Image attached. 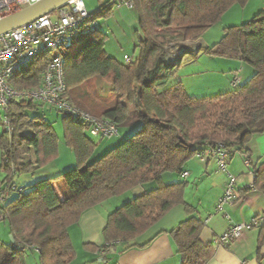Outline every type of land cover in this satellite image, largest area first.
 I'll use <instances>...</instances> for the list:
<instances>
[{
  "label": "trees",
  "instance_id": "obj_1",
  "mask_svg": "<svg viewBox=\"0 0 264 264\" xmlns=\"http://www.w3.org/2000/svg\"><path fill=\"white\" fill-rule=\"evenodd\" d=\"M110 1L98 9L101 15H90L87 23L107 16ZM247 1L131 0L138 30L135 57L124 65L106 56L105 37L98 30L73 40L64 56L66 99L95 118L113 122L118 131L122 127L138 128L92 160L97 144L88 138L79 120L63 116L64 141L73 151L76 167L54 178L40 179L28 187L14 182L21 173H33L56 160L58 139L44 115L34 113L42 105L9 103L12 132L10 136L5 130L0 134V172L4 174L0 188L5 194L0 202V223L7 227L13 242L0 239V264H26L27 250L39 254V264H76L69 229L85 210L138 186L161 184L165 174L182 176L183 166L196 153L222 146L229 153L236 150L249 156L248 143L264 134V12L247 23L226 28L212 47H198L197 52L189 53L251 67L253 74L243 84L239 79L233 85L239 71L232 74L230 92L209 98L189 97L181 82L171 83L186 47L177 44L180 53L173 62H166L165 50L170 39L200 40L228 9ZM50 57L44 54L14 75L12 86L37 87ZM109 77L110 100L103 99H108L106 107L82 86L92 79ZM27 155L33 161L25 159ZM251 171L252 190L264 195V163L251 165ZM59 181L70 194L63 200L55 192L54 184ZM185 187L184 182L156 187L110 213L102 230L105 244L92 250L114 251L118 243L123 246L121 252L146 247L150 241L138 245L136 239L168 211L185 206ZM258 229L257 253L264 245V222ZM201 230L202 223L189 216L168 232L179 264H205L211 259L213 245L201 242Z\"/></svg>",
  "mask_w": 264,
  "mask_h": 264
},
{
  "label": "crops",
  "instance_id": "obj_2",
  "mask_svg": "<svg viewBox=\"0 0 264 264\" xmlns=\"http://www.w3.org/2000/svg\"><path fill=\"white\" fill-rule=\"evenodd\" d=\"M98 3L100 5V1H98ZM85 8L92 16L96 13L97 15H101L98 9H93L94 7H92L91 4L85 6ZM258 10V13L261 11L264 12L263 7H260ZM105 13L106 12L104 11L102 15ZM106 15L107 16L104 18L95 21L99 33H101L98 25L100 21L105 24L104 28L107 30L105 33H101L105 37L104 52L106 56L113 58L120 64L124 65L125 56L131 59H134L135 57L134 48L136 44V31L138 30L136 10L126 6H112L111 11ZM242 20L243 19H241L240 22H243ZM240 22H235L232 26L242 24ZM117 29L120 30V33H122L121 35H126L127 38H130V42H133L134 54L132 56L124 53L122 47H120V49H122L120 52L108 51L107 45L113 40L118 43V46H122V43L119 40V35L115 34V30ZM128 40L129 39H127V42ZM199 41L200 43L198 44V47L206 48L203 41L201 39ZM184 56H187V59L184 66H182V62H184L185 59ZM184 56L181 59L179 72L171 83L181 82L188 96L191 98H209L232 91L230 82L232 74L236 71H239L238 76L241 84L245 83L253 74L251 67L239 61L210 59L211 63H213L219 71H216V73H209L212 74L209 78L202 76L203 78L201 84L197 87L192 82L187 87L184 84L182 75L179 73L194 66L196 60L198 58L201 59L203 56L198 54L196 57H192L189 53H185ZM189 75L195 79L194 81H196V79L200 76V73L199 75H196L193 71V73L191 72V74H188L187 76ZM195 76L198 77L195 78ZM109 84L107 83L104 87L102 86V88H104L103 92L101 89H98L93 97L96 99V102L106 107L109 105L108 99H106V101H103V99L106 97L110 100V92L108 90ZM62 119L63 116L61 118V123ZM137 127L138 126H135L133 128L136 129ZM85 134H87L86 131ZM87 136L92 142L97 144V139L89 137L88 134ZM110 140L112 141V139ZM114 144L111 146H115ZM111 146L109 148L107 145L103 146L100 150H98L99 154L109 151L112 148ZM246 147L249 151L251 165L258 167L260 164L264 163V134L253 138V140L249 142ZM99 154L95 155L98 156ZM233 157L228 163L227 172L236 179V189L243 196V201L233 207H226L223 213H214L216 201L222 195L224 185L227 181V175L217 170L215 158L209 159L207 163H201L194 156L183 166V172L188 174L187 178L184 179L182 176L172 174L171 176H167L165 181L163 178L165 176L163 175V180L161 181L165 182L167 185L184 182L187 186L190 183V185L195 186V190H184L183 200L185 202V206L179 205L168 211L157 224L136 239V243L138 245H143L144 243L150 241L146 247L134 248L126 252H121L123 246L121 243H118L116 244L114 251H108L113 254L110 255L111 259L109 257L108 260H105V257H108V252L104 250L96 252L91 256L96 258V260L98 259L97 263L105 262V264H179V257L175 253V246L168 232L177 227L189 216L195 217L202 223L200 240L205 245L211 244L214 238L223 235L230 227L242 223L251 225L254 219L259 218V222L257 224L258 227L251 226L249 229L244 230L241 233V236L232 241L227 247L213 246V255L205 264H264V245L261 247L259 253H257L258 228L259 225L264 222V195L255 190L247 189V187H249L252 183V176L249 175V171L243 166L241 158L237 156L238 158L235 159ZM3 178L4 174L0 172V180H3ZM16 178L17 176L15 177L14 182L19 185ZM55 184H58L61 190H65L63 181H59ZM55 184L54 187L57 189V185ZM150 185L138 186L132 189L130 191L133 196L132 199L140 197L146 192L154 189V187ZM19 186L24 187L23 185ZM189 193L191 194L192 199L195 200V203L189 199ZM96 208L97 207H94L84 211L78 223L70 229L74 227L79 228L84 225L87 220L90 221L93 219L91 222H93V224L99 223L100 225L98 227V231L102 232L109 214L105 215V217L101 219H97L95 212H93V209ZM104 244L105 242H100L99 246H103ZM33 252L37 253L35 250ZM92 262L93 260L86 256L85 260L78 264H92Z\"/></svg>",
  "mask_w": 264,
  "mask_h": 264
},
{
  "label": "built area",
  "instance_id": "obj_3",
  "mask_svg": "<svg viewBox=\"0 0 264 264\" xmlns=\"http://www.w3.org/2000/svg\"><path fill=\"white\" fill-rule=\"evenodd\" d=\"M41 0H0V19L18 12ZM114 7L126 6L133 8L131 0H111ZM90 14L86 11L82 0H72L56 12L44 16L34 23L0 36V124L10 136L12 129L8 118V105L11 102H32L54 109L61 116H70L80 121L89 137L97 140L112 139L119 135L118 127L113 122L97 119L92 115L77 109L66 99L67 87L64 79V56L69 44L84 34L97 30V24H88ZM174 47V46H173ZM179 48L176 45L172 54L167 53L166 62L178 58ZM50 54V61L43 70L37 87L18 89L11 84L14 75L20 74L37 58ZM131 58L125 56L126 64ZM239 81L238 73L234 75L232 84ZM232 156L241 158L243 166L252 176L251 162L245 152L229 153L222 146L196 153L195 157L201 163H207L215 158L216 168L227 175L222 195L216 201L214 213L224 212L226 207L243 201V196L236 189V179L228 174L227 166ZM187 173L182 178H187ZM247 189L252 190L251 186ZM13 190L21 191L13 187ZM5 194L0 188V202ZM3 220L0 216V222ZM258 220L251 225L238 224L230 227L223 235L212 240L214 247H227L238 239L244 230L257 226Z\"/></svg>",
  "mask_w": 264,
  "mask_h": 264
},
{
  "label": "rangeland",
  "instance_id": "obj_4",
  "mask_svg": "<svg viewBox=\"0 0 264 264\" xmlns=\"http://www.w3.org/2000/svg\"><path fill=\"white\" fill-rule=\"evenodd\" d=\"M82 1L85 4V6H88L91 4V6L94 7L93 8L94 10L99 9L100 6L105 7L108 2V0H100V5H99L98 0H82ZM260 7L264 8V0H248L244 5H235L231 7L230 9H228L224 13V15L221 17V19L215 25H213L210 29H208V31L202 36L201 40L203 41L206 48H210L214 44L218 43L223 37L224 30L234 25L233 23L240 22L241 19H243L242 20L243 22H240L242 24L249 22L254 17V15L258 14L259 12L258 9H260ZM86 11L89 13L87 9ZM98 25L100 27L99 30L101 33L102 32L105 33V31H107L104 28L105 24L103 22L100 21ZM115 34L119 35V40L121 41L122 46L120 45L118 46V43L113 40L107 45L108 51L120 52L123 49L124 53H126L129 56H132L134 54L133 52L134 44L133 42H130V38H127L126 35H121L122 33H120V30L118 29L115 30ZM110 35H111V32H110ZM127 39H129L128 42H127ZM169 41L170 42L165 47L166 54L167 53L172 54L173 49L177 44L185 46L186 47L185 50L187 53H190V52L195 53L197 52L198 44L200 43L199 40L198 41H182V40H177V39H170ZM120 47H122V49H120ZM202 56L203 57L201 59L198 58L196 60V62L194 63V66L187 68L186 71H182L179 73L183 77L185 86L188 87L192 82L197 87L198 85L201 84L202 78L204 76H206L205 78H209V76L212 75L209 73H216V71H219L216 68V66H214L213 63H211L210 58L207 55H202ZM184 58L185 59H184V62H182L183 64L182 66H184L187 56H184ZM193 71L195 72L196 75H199L200 73L199 77L195 76V78L198 77L197 78L198 80L196 79V81H194L195 79H193L192 76L191 77L190 75L187 76L188 74H191V72L193 73ZM107 83L108 84L111 83L110 77L108 79L105 78L103 80L92 79L88 81L85 85H83L82 88L85 91H87L90 96H95L96 91H98V89H101L102 92L104 91V88H102V86L104 87L105 85H107ZM34 113L40 116L44 115L45 121L52 125L54 132L58 139L57 140L58 141V157H57L58 159L52 161L48 165H45L44 167L38 169L37 171L33 173L24 172L18 175L16 178V181L19 185H23L24 187H28L29 185L43 178H54L58 176L59 174H62L76 167V161H75L73 151L70 150L66 146L65 141H64V136H63L64 133H63V127L61 123L62 116L59 115L54 109L47 107V106L39 107L38 110ZM0 114L3 115V113L1 112ZM136 129L133 127L132 128L122 127V128H119V137L112 138V141L110 139H103L101 141L97 140L98 141L97 150L95 154H99L98 150H100L103 146L107 145L109 148L111 145L115 143L114 144L115 146H111V147L112 148L116 147L121 142L125 141L131 135H133L136 132ZM3 131H4L3 126L0 124V134ZM105 153L99 154L98 156L94 154L91 159L92 160L97 159L103 156ZM233 158L237 159L238 157L234 156ZM25 159L33 160V157L31 155H27ZM171 175L172 174H165L164 175L165 177H163L164 180L166 181L167 176H171ZM160 183L161 184L147 183L145 186L151 184L150 186L156 188L159 186L167 185L165 184V182H162V181ZM56 185H57L56 186L57 190L55 192L57 193L58 197L61 200L68 198L70 196L66 188L65 190H61L59 185L58 184ZM184 190H195V186H192L189 183L185 187ZM132 198L133 196L131 195L130 191L125 192L119 196H116V197H113L111 199L104 201L100 205L95 206L97 208L93 209L94 210L93 212H95L97 219L99 218L101 219L105 217V215L112 213L113 211L120 208L128 201L132 200ZM189 199L193 203H195V200L192 199V196L190 193H189ZM92 220L93 219H91L90 221L87 220V222L84 225L80 226L79 228L74 227L70 229V232H69L70 240H71L72 247L77 257L76 264L81 263V261H84L86 256L88 258H91V260H93L92 264H105V262L97 263L98 259L96 260V258H93L91 256L94 253H96L95 251L92 250V248L102 247V246H99L100 242L104 243L103 234L102 232L98 231V227L100 224L99 223L93 224V222H91ZM9 238H10V235H9L7 227L3 223H0V239L5 243H9L10 242ZM110 255H113V254L108 252V255H107L108 257H105V260H108ZM25 261H26V264H39V254L34 253L33 251L27 250L25 252Z\"/></svg>",
  "mask_w": 264,
  "mask_h": 264
},
{
  "label": "water",
  "instance_id": "obj_5",
  "mask_svg": "<svg viewBox=\"0 0 264 264\" xmlns=\"http://www.w3.org/2000/svg\"><path fill=\"white\" fill-rule=\"evenodd\" d=\"M72 0H41L18 12L0 19V36L21 27L30 25L38 19L56 12ZM10 242L12 239L10 236Z\"/></svg>",
  "mask_w": 264,
  "mask_h": 264
}]
</instances>
